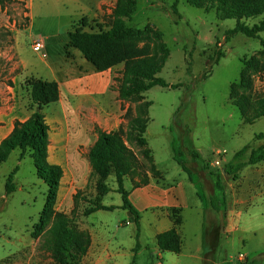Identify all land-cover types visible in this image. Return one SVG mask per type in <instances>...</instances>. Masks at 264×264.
Segmentation results:
<instances>
[{"label":"rangeland","instance_id":"rangeland-1","mask_svg":"<svg viewBox=\"0 0 264 264\" xmlns=\"http://www.w3.org/2000/svg\"><path fill=\"white\" fill-rule=\"evenodd\" d=\"M116 3L117 0H13L5 7L0 6V91L7 90L11 96L8 87L16 88L19 99L34 111L36 107L26 86L30 78L63 82L67 79L65 66L70 62L83 66L82 71L93 68L78 50L68 47V32L73 28L92 33L108 31ZM175 3L178 13L173 10ZM262 19L264 15L247 23L251 26ZM235 25L236 20H220L215 10L197 9L186 0H137L136 12L126 20V26L143 33L139 45L149 47L155 58L165 56V65L158 77L170 85L182 84L183 87L178 90L155 87L140 98L121 102L117 87L124 66L119 65L102 74L110 79L106 95L98 96L96 91H88L74 103L79 120L72 115L68 121L62 120L58 103L45 107L44 114L56 142L67 132L70 148L76 149L72 156L80 154L83 159L88 157L94 144L95 127L99 126L91 116L93 111L97 114L106 106L121 110L125 125L124 116L129 108L135 117L148 118L145 138L158 169L169 182L187 178L188 174L174 160L175 147L201 187L213 224H217L218 215L222 216L221 227L214 230L210 227V232V219L206 221L205 248L206 252H213L209 264H264V162L244 168L237 180L223 174L227 210L222 215L210 206L215 189L208 172H221L245 147L248 151L243 161L249 158L251 150L264 147V140L256 139L257 135L264 134V118L250 123L232 105L233 90L238 96L248 97L253 104L264 94L263 69L249 71L250 86H240L245 68L243 60L254 58L264 65V52L261 40L242 34L226 42L227 32ZM261 38L264 40V33ZM39 40L43 41L44 49L37 53L34 43ZM160 45H165L167 52L161 50ZM219 51L225 57L218 64L213 63ZM97 82L91 76L86 86L95 89ZM126 144L136 154L138 166L145 174L149 162L141 154L144 148ZM189 149L202 155L209 163V171H200L189 156ZM217 161L219 165L215 164ZM17 167L19 170L13 177L15 192L9 195L6 185ZM85 173L86 168L81 166V174ZM136 178L140 180V176ZM70 180L71 172L67 170L64 186H69ZM106 182L117 189L114 175ZM96 183L97 179L90 175V188L74 195L73 207L65 213L81 231H86V212L96 205ZM46 193L47 186L38 178L34 161L29 157L19 161V151H13L0 166V264H15L17 260H21V264H33L34 260L29 261V257L35 242L38 243L36 252L40 254L37 264H57L44 247V234L35 235ZM104 202L115 206L123 204L117 192H111ZM124 214L118 209L104 216L110 223L109 232L129 241L131 236L137 235V229L135 225L120 226ZM189 218L187 239L188 244H193L196 240L190 234L197 224L192 220L198 218ZM142 240L146 242L145 237ZM17 252V256L10 258ZM136 262L159 264L160 258L151 246Z\"/></svg>","mask_w":264,"mask_h":264},{"label":"trees","instance_id":"trees-1","mask_svg":"<svg viewBox=\"0 0 264 264\" xmlns=\"http://www.w3.org/2000/svg\"><path fill=\"white\" fill-rule=\"evenodd\" d=\"M13 0H0V6L5 7ZM187 3L197 9L205 11L215 10L216 16L220 20H236L234 29L226 34V42L236 34H242L251 39L261 40V46L264 52V40L261 34L264 33V19L253 25L247 21L256 20L264 15V0H186ZM137 9V0H117L112 14V22L108 31L98 33L84 32L81 28H73L68 32V47L78 50L82 57L90 63L96 72H106L119 65L124 68L121 72L122 77L117 87L118 99L121 102H129L140 98L155 87L178 90L183 87L182 84L170 85L165 80L158 77L165 65V56L155 58L149 47L139 45L141 31L128 28L126 20L132 18ZM174 13L177 12V3L173 6ZM161 50L167 52L165 45L159 46ZM225 57L222 52H217L213 63L218 64ZM245 66L241 73L240 86L248 88L251 81L248 79V72H257L258 69L264 70V65H260L257 60L251 58L243 60ZM207 75H205V78ZM26 86L29 90L31 101L36 109L32 112L30 118L25 122L17 121L13 132L0 144V166L5 163L10 154L18 150L19 161L31 158L34 161L36 173L40 180L47 186L46 200L43 211L40 214V220L37 225L35 235L44 234V247L51 252L54 261L57 264H81L84 256L91 246L90 234L79 230L69 219V217L56 210L60 183L64 176V170L59 165H53L48 160L49 150V131L50 126L46 121L44 108L59 102L60 86L56 81H48L38 78H30ZM232 105L237 108L247 121L254 123L260 118H264V94L260 96L253 104L246 96H238L237 92L232 91ZM150 106L148 105L146 109ZM147 114V112L145 113ZM125 119L127 125L121 124L118 130L107 132L99 126L95 127L97 140L88 154V160L91 167V176L97 179L98 191L96 205L86 212V216L100 210L113 211L114 207H106L101 204V197L108 194L111 189L107 184V179L114 175L117 185L116 192L122 196V209L129 211L135 219V224L140 228V213L129 201V192L124 187L125 178L130 177L134 180L140 176L142 183L147 184V172L155 177L160 173L154 165L152 150L148 147L145 138L147 125L150 120L145 117H135L129 108L126 111ZM257 140H264V134L256 136ZM126 142L141 148L143 157L149 162L147 171L143 173L141 166H138L136 154L127 146ZM248 147L237 152L233 160L224 166L221 172H208L215 194L210 200V206L213 210L222 215L227 210V195L223 184L222 175L232 176L234 180L238 179V173L248 166H256L264 162V147L251 150L250 156L243 161ZM174 160L188 174L192 183L195 184L198 195L204 203V196L201 193V187L194 181L193 172L187 166V163L181 158V153L173 147ZM188 154L201 172L209 171L202 155L193 149L188 150ZM17 167L9 176L6 190L10 195L15 192L13 177L17 173ZM135 181V180H134ZM140 185V184H135ZM223 206V207H222ZM173 214L176 211H172ZM175 217V216H174ZM181 218H174L175 227L165 233L157 236V244L161 251L179 254L182 250L183 241L177 228L181 225ZM139 244L136 246V250Z\"/></svg>","mask_w":264,"mask_h":264},{"label":"crops","instance_id":"crops-1","mask_svg":"<svg viewBox=\"0 0 264 264\" xmlns=\"http://www.w3.org/2000/svg\"><path fill=\"white\" fill-rule=\"evenodd\" d=\"M83 69V66L70 62L65 66L64 70L67 73V79L63 82L56 81L61 90L60 100L57 103L60 105L62 120L68 121L71 115L75 120L80 119L74 103L84 96V93L96 91L98 96L108 93L110 79L102 76L107 71L94 72L92 70L94 68L82 71ZM91 76H94L98 80L95 89L86 86ZM6 91H0V144L13 132L17 121L25 122L32 114L26 102L19 99L16 88L8 87V93H11V96H8ZM121 115V110L109 106L102 107L98 110L97 114L94 111L91 114L99 127L107 132L118 130L123 123ZM49 140L48 160L51 164L59 165L64 170V177L60 183L57 199L58 211L68 213L73 207L74 195L80 191L85 192L90 188L92 170L88 157L83 159L80 154L72 156L71 153H74L76 149L70 148V138L67 132H65L64 137L62 134V138L56 142L51 135L50 128ZM96 140L97 135L95 134L94 143ZM154 165L160 176L155 177L150 172H147V184L142 183L137 178H134V181L130 177L125 178L124 181V187L129 192L128 199L140 213L138 239V229L134 216L129 211L122 209L123 204L115 206L104 202L106 196L117 190L109 185L111 191L101 197V204L106 207H114L115 209L113 211H96L84 218V222L87 225L84 229L90 234L91 246L81 264H137L136 259L146 255L151 246L153 252L158 253V257L160 258L159 264H197L198 262L209 264L211 262L213 252L211 250L206 252L205 236L206 221L210 219L209 217L212 214L207 213L205 204L200 199L195 184L192 183L189 176L169 182L164 173L158 169L155 159ZM81 166L86 168L84 175L81 174ZM67 170L71 172V180L69 181V186H64L66 184L64 183V179L67 175ZM135 184L140 185L137 186ZM93 190L92 193L95 197V189ZM118 209H122L125 213V219L121 221L120 226H136L137 235L131 236L129 241H123L116 234L109 232L110 223L106 216H104V213H113ZM172 211H176V213L173 214ZM190 213L195 215H191ZM174 216L182 220L181 225L177 228L183 241L182 250L179 254L161 251L157 244L158 235L168 232L175 227ZM190 216L193 218L197 217L198 219L192 220V222L197 224V228L190 234L196 242L193 244L189 243V245L187 223ZM218 217L216 225L210 219L208 232L218 226L219 228L221 227L222 216L218 215ZM210 227L212 230H210ZM143 237L146 239L145 243L142 240ZM137 244H139V248L136 250ZM33 245L29 261L33 259V264H37L40 262V257L38 258L40 254L36 252L38 243L35 242ZM17 254L18 252L10 258L17 256ZM15 264H21V260H17Z\"/></svg>","mask_w":264,"mask_h":264},{"label":"built area","instance_id":"built-area-1","mask_svg":"<svg viewBox=\"0 0 264 264\" xmlns=\"http://www.w3.org/2000/svg\"><path fill=\"white\" fill-rule=\"evenodd\" d=\"M43 49H44V43H43V41H40L39 40V41H36L34 43V50H35V52L40 53ZM215 164L216 165H219V161H217Z\"/></svg>","mask_w":264,"mask_h":264}]
</instances>
